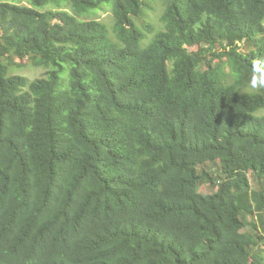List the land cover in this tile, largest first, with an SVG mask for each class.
I'll return each mask as SVG.
<instances>
[{
  "label": "trees",
  "instance_id": "16d2710c",
  "mask_svg": "<svg viewBox=\"0 0 264 264\" xmlns=\"http://www.w3.org/2000/svg\"><path fill=\"white\" fill-rule=\"evenodd\" d=\"M160 1L0 0V264H264V0Z\"/></svg>",
  "mask_w": 264,
  "mask_h": 264
},
{
  "label": "rangeland",
  "instance_id": "374dc122",
  "mask_svg": "<svg viewBox=\"0 0 264 264\" xmlns=\"http://www.w3.org/2000/svg\"><path fill=\"white\" fill-rule=\"evenodd\" d=\"M154 6L156 7V9L153 11H149L150 12L149 14L151 15L150 18H152L155 21V23L159 24L160 23L159 18L163 12L162 2L160 0H154ZM98 16L100 19L106 22L109 23L112 22V12L110 11V9H106L105 11L104 10L99 11ZM151 36L152 34H149V37ZM47 70L48 69L45 67H35L31 64H24V66L22 67H18V66L12 67L13 73H18L27 76L30 80L44 76ZM201 191L205 194H208L214 192V188L212 186L205 184L201 187Z\"/></svg>",
  "mask_w": 264,
  "mask_h": 264
},
{
  "label": "clouds",
  "instance_id": "9594fccd",
  "mask_svg": "<svg viewBox=\"0 0 264 264\" xmlns=\"http://www.w3.org/2000/svg\"><path fill=\"white\" fill-rule=\"evenodd\" d=\"M250 87L253 89L264 88V81L258 80L255 77L250 82Z\"/></svg>",
  "mask_w": 264,
  "mask_h": 264
}]
</instances>
